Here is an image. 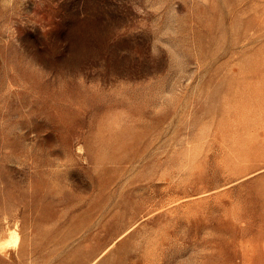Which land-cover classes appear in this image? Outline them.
<instances>
[{
    "label": "rangeland",
    "instance_id": "rangeland-1",
    "mask_svg": "<svg viewBox=\"0 0 264 264\" xmlns=\"http://www.w3.org/2000/svg\"><path fill=\"white\" fill-rule=\"evenodd\" d=\"M0 264H264V0H0Z\"/></svg>",
    "mask_w": 264,
    "mask_h": 264
},
{
    "label": "bare ground",
    "instance_id": "bare-ground-1",
    "mask_svg": "<svg viewBox=\"0 0 264 264\" xmlns=\"http://www.w3.org/2000/svg\"><path fill=\"white\" fill-rule=\"evenodd\" d=\"M14 232V231H13ZM15 233V232H14ZM13 233V234H14ZM16 238H17V236L16 235H12L9 239H8V244H9V242H11V241H14L15 242V240H16ZM18 240V239H17ZM14 246H15V244L13 243V242H11ZM10 243V246L12 245Z\"/></svg>",
    "mask_w": 264,
    "mask_h": 264
}]
</instances>
